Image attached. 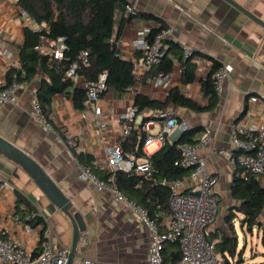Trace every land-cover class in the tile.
<instances>
[{"label": "crops", "instance_id": "1", "mask_svg": "<svg viewBox=\"0 0 264 264\" xmlns=\"http://www.w3.org/2000/svg\"><path fill=\"white\" fill-rule=\"evenodd\" d=\"M128 1L134 5L136 15L113 37V40L118 42L116 48L120 57L131 62L138 56L132 42L142 28L159 26L153 19H147V16L155 17L165 28L173 29L172 36L166 41L177 44L181 53L182 46L193 52L191 63L196 65L193 82L182 84V68L180 62L175 60L170 72L172 83L167 90L152 87L148 71L139 82L134 81L122 95L107 92L101 96L102 114L98 120L93 118L86 107L77 110L70 97L55 95L51 99L47 114L52 131H44L30 117V100L32 95L36 94L42 76L33 79L27 84L26 90L18 93L16 103L0 104V137L38 163L71 200V211L79 213L83 218L86 231L81 235L77 246L76 256L80 257L79 264L86 258L94 259L99 264H115L117 258L111 257L110 253L115 254L118 248L120 252L127 250V254L129 249V254L133 255L137 264H147V249L150 243L147 229L134 219L122 204L113 202L107 192L98 191L93 186L81 182L78 176L79 165H82L89 167L98 177L104 178L107 169L104 167L103 146L114 141L120 143L123 139L119 137L122 124L118 116L126 105L133 104L137 94L164 103L169 89L177 88L185 97L205 106L208 101L201 89V82L209 74L212 66L210 60L232 68L230 77L222 83V93L217 94L216 105L210 111L198 113L172 104L164 109L172 113L171 117L176 119L178 124L186 123L187 130H197L192 136L195 142L200 139L205 127L212 129L208 148L199 150L198 154L206 159L207 172L218 176L215 186L220 198L217 217L222 216L224 210L238 204L230 193L237 167L226 158V153L231 150L229 125L241 117L249 97H264V29L239 10L224 0ZM233 1L264 22V0ZM20 11L22 10L18 6L15 7L10 0L0 1V30L6 37L13 38L9 41L8 38L0 36V48L16 50L22 43L23 28L36 27V24L27 15L22 16ZM116 28L118 29L117 25L115 31ZM5 63V60H0V64ZM12 65L18 66V62L15 61ZM4 75V71L0 69V79H3ZM74 84L80 85V80ZM252 108L256 121L264 122V102L256 103ZM82 111L85 112L84 117H81ZM160 112L147 109L141 112L145 122H152L149 131L152 135L160 131L165 121L158 117ZM96 122H100L103 128L98 127ZM156 127L158 130L153 133ZM172 131L173 134L166 137V141L170 143L176 141L183 133L174 128ZM69 136L73 140V146L69 148L70 155L65 146ZM159 148L152 144L145 150L152 155ZM79 153L89 156L90 162H79L76 158ZM0 159V179L8 182L13 188V191L6 190L0 194V228L7 230V235L22 244L27 251L32 253L36 248L35 235L38 234V228H33L35 233H26L22 227L13 225L7 219L15 213L17 192L50 227L53 245L69 250L72 229L68 219L51 204L25 172L1 155ZM255 177L264 187V176ZM185 192L186 190L182 189V193ZM23 208L21 204L19 209ZM259 223L264 224V210L259 216ZM90 233L93 234L94 241L88 247L87 235ZM107 251L109 254H106Z\"/></svg>", "mask_w": 264, "mask_h": 264}, {"label": "built area", "instance_id": "2", "mask_svg": "<svg viewBox=\"0 0 264 264\" xmlns=\"http://www.w3.org/2000/svg\"><path fill=\"white\" fill-rule=\"evenodd\" d=\"M2 1V0H0ZM17 7L18 0H10ZM128 1V0H127ZM22 16L26 15L20 11ZM136 10L131 1L124 7V16L135 15ZM38 29V26L34 28ZM149 27H144L136 33L132 42L133 49L138 56L131 60V73L134 81L139 82L150 68L157 64L166 54L165 41L172 36V28H163L151 40L148 39ZM0 36H4L0 30ZM9 41L12 37L8 36ZM115 46L118 42L111 40ZM62 38L42 42L39 52L50 59L60 60L65 51ZM183 59L192 57V51L182 46ZM88 54L81 51L77 59L69 66L65 76L73 83L80 80V86L85 89V107L95 120L102 114L100 98L106 90V71L101 72L96 80L87 82L78 75L77 69L87 64ZM0 69L4 71V78L0 79V104H14L19 92L28 88L27 83L20 82L13 76L8 83L6 73L13 63L17 61V52L14 48H0ZM232 68L228 65L221 66L212 76L213 85L217 94L222 93V83L228 80ZM81 78V79H80ZM154 88L167 90L172 83V74L159 73L149 80ZM264 102V97L251 96L248 105L243 110L241 117L232 121L229 125L231 150L226 153L227 160L235 167L242 170L241 176H264V122H257L253 105ZM170 111H162L158 114L161 120H165L161 129L156 134H150L152 122L144 121L142 113L134 104L126 105L119 114L118 119L122 124L119 137L127 136L131 130H138L147 134L141 148L142 154L134 156L124 152L118 141L106 143L103 146L104 167L107 169L104 178L98 177L89 167L79 165V180L93 186L96 190L107 192L112 201L122 204L129 213L142 224L150 235V243L147 249V264H222L214 253V243L208 242L209 227L212 226L218 215L220 198L215 191L218 176L210 174L206 170V159L198 154L201 149H207L212 139V129L205 127L200 139L192 145H180V160L174 162V166L182 167L188 171L182 179L167 180L156 179L155 170L150 159L151 155L146 147L155 144L161 147L166 137L173 134L172 129L184 132L188 129L186 123H177L171 117ZM85 112H81V117ZM30 117L41 126L44 131H52V125L47 119L36 94L30 100ZM98 127L103 128L100 122ZM68 149L73 146V140L69 136L65 142ZM118 172L136 175L144 180L151 181L154 185H164L169 188V209L167 212L159 211L152 219L148 211L142 206L130 201L120 191L115 183V175ZM182 189L186 190L182 193ZM6 190L13 191L8 182L0 179V194ZM13 225L22 227L26 233H35L34 229L26 224L28 217L22 219L17 213L7 218ZM36 241L40 240L38 234ZM52 231L48 225L43 233L41 248L36 255L27 251L22 245L7 235V230L0 228V264H66L69 250L58 248L54 245ZM168 245H175L179 252L176 262L164 258V252ZM82 264H99L94 259L86 258Z\"/></svg>", "mask_w": 264, "mask_h": 264}, {"label": "trees", "instance_id": "3", "mask_svg": "<svg viewBox=\"0 0 264 264\" xmlns=\"http://www.w3.org/2000/svg\"><path fill=\"white\" fill-rule=\"evenodd\" d=\"M127 3V0H18L17 6L38 26V29L35 30L29 26L23 28L22 43L16 47L18 66L9 68L6 81L9 83L15 76L18 81L28 84L39 75L42 76L36 96L47 119L48 108L55 95L70 97L74 107L81 110L86 102L85 89L68 79L65 72L77 59L78 54L85 51L88 54L87 64L80 66L76 73L90 82L96 80L101 72L106 71V90L101 96L107 92L122 95L134 83L131 62L120 57L111 40L118 35L123 25L136 15L124 16V7ZM147 19H153L159 25L150 28L148 39L151 40L165 27L155 17L147 16ZM116 25L118 29L116 28L115 31ZM58 38H62L66 48L62 59L53 60L39 52L38 48L42 42ZM165 43L166 54L150 68V76L171 72L174 61L178 60L182 68L181 82L190 84L196 76V65L191 63V58L183 59L177 44L172 41H165ZM210 61L212 66L209 74L201 82V89L208 101L207 105L195 103L182 95L177 88H171L164 103L137 94L133 104L138 108V112L141 113L144 109L162 112L170 104L198 113L210 111L218 99L212 76L221 67L218 62ZM196 131V129L184 131L172 143L165 141L151 155L156 179L176 180L187 176L188 171L174 166V162L180 160L178 148L180 145L196 143L192 139ZM145 137L144 132L131 130L120 141V145L124 152L139 156L142 154L141 148ZM76 158L85 164L90 162V157L85 154H76ZM241 173L242 170L236 168L230 188L231 197L238 204L227 210L219 225H215V221L209 227L207 241L214 243L215 256L222 264H240L241 262L242 254L238 252L235 225H238L240 230L248 232L258 227L261 231L260 242L264 247V224L259 223V216L264 210V187L259 184L255 176H241ZM115 183L127 199L145 208L152 219L159 211H168L170 191L167 186L154 185L151 181L139 176L122 172L116 173ZM15 193V213H18L22 219L28 217L26 224L31 228H38L40 240L32 252L36 255L41 248L46 224L30 203L19 193ZM21 204L23 209H19ZM164 258L176 262L179 258L177 247L168 245Z\"/></svg>", "mask_w": 264, "mask_h": 264}, {"label": "water", "instance_id": "4", "mask_svg": "<svg viewBox=\"0 0 264 264\" xmlns=\"http://www.w3.org/2000/svg\"><path fill=\"white\" fill-rule=\"evenodd\" d=\"M264 29V22L253 14L236 4L233 0H224ZM0 155L17 165L35 183L39 190L70 222L72 229V242L67 256L66 264H73L77 255V246L81 235L86 231V225L79 213L71 211V200L50 179L43 168L22 150L0 137Z\"/></svg>", "mask_w": 264, "mask_h": 264}, {"label": "rangeland", "instance_id": "5", "mask_svg": "<svg viewBox=\"0 0 264 264\" xmlns=\"http://www.w3.org/2000/svg\"><path fill=\"white\" fill-rule=\"evenodd\" d=\"M158 130V127L153 130V133H156ZM0 162L1 159H0ZM227 211V210H226ZM226 211L224 210L223 213L225 214ZM222 213V214H223ZM218 216L215 225H219L222 217L224 216ZM236 235L238 239V252H241V262L240 264H264V247L261 245L260 238H261V231L255 227L252 232H248L247 230L242 231L238 227V225H235ZM99 240V238H98ZM87 242L88 247L92 244L94 241L93 234L87 235ZM128 249V248H126ZM116 253H110V256L113 258H117V262L115 264H137L138 262L136 259L133 258L132 254H128L127 250L125 252H120V249L115 250ZM106 254H109V251L106 252ZM125 254V256H123ZM127 254V255H126ZM80 263V257L76 256L74 259L73 264H79Z\"/></svg>", "mask_w": 264, "mask_h": 264}]
</instances>
